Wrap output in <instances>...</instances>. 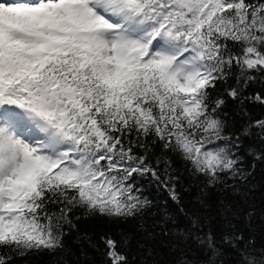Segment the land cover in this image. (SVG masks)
Here are the masks:
<instances>
[{
  "label": "snow or ice",
  "instance_id": "6c2138e0",
  "mask_svg": "<svg viewBox=\"0 0 264 264\" xmlns=\"http://www.w3.org/2000/svg\"><path fill=\"white\" fill-rule=\"evenodd\" d=\"M249 103L264 104V0H0V264H80L69 237L132 264L137 234L140 264L162 238L175 264H223L226 246L264 264V209L244 206L264 149L242 153L264 118L237 132L229 110ZM94 215L135 232L100 249L79 227Z\"/></svg>",
  "mask_w": 264,
  "mask_h": 264
},
{
  "label": "trees",
  "instance_id": "16d2710c",
  "mask_svg": "<svg viewBox=\"0 0 264 264\" xmlns=\"http://www.w3.org/2000/svg\"><path fill=\"white\" fill-rule=\"evenodd\" d=\"M258 91H261V86L258 84L253 85L249 89V92L252 93ZM229 110L232 113L231 123L233 125V130L237 132H240L242 127L246 126L249 120L254 121L264 118V104H247V111L249 114L248 116L242 115L232 104H229ZM256 131V129H252L248 137H242V153L245 155L247 165H251L253 162V157L249 153L264 149V141L259 139V137L255 134ZM144 183L147 184L148 181H145ZM249 188L250 191L247 194L246 204L244 206H254L259 212V210L264 209V162L256 163L255 170L252 177L250 178ZM146 194H148L150 198H154L162 209H166L169 215L176 221L178 227H186L188 225V219L183 213H181L180 206L171 201L168 198V193L162 188L150 186L147 188ZM236 199L238 200L239 198ZM165 200H167V205H164L163 203ZM184 205L185 211L192 207L191 197L188 194H184ZM256 225L257 233L259 234L260 230L264 228V222H261L259 218H257ZM79 227L81 231L91 233L93 239L99 245V248L103 249L104 245L100 243V236L102 234L115 233L118 228L124 229L127 232H135L136 223L135 221H129L123 224L115 223L109 220L107 217L94 215L88 219L81 220ZM217 232H219V228H217ZM73 235H75V233ZM139 238V234H137L136 237L131 241L129 258L132 259L135 257L132 259V264H140V256L138 255L137 248V240ZM69 243L75 253V256L80 258V264H104V255L102 251H98L85 245L84 247L87 253V258H81L80 249L77 245L71 243V237H69ZM179 255L180 254L178 252H173L169 249V247L165 246L163 238L161 241L157 242L155 255L157 264H175ZM30 259L32 264H49L52 258L49 256H33ZM67 259L70 261V264H76L75 259H73L71 256L67 257ZM222 259L223 264H238L240 257L234 250L226 246ZM18 264H23V262L18 261Z\"/></svg>",
  "mask_w": 264,
  "mask_h": 264
}]
</instances>
